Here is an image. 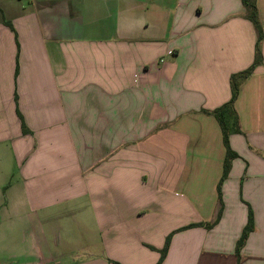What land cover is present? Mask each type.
Instances as JSON below:
<instances>
[{"label":"crops","instance_id":"obj_1","mask_svg":"<svg viewBox=\"0 0 264 264\" xmlns=\"http://www.w3.org/2000/svg\"><path fill=\"white\" fill-rule=\"evenodd\" d=\"M255 4L206 227L226 153L206 111L256 54L242 1L0 0V264H155L168 236L160 264H264Z\"/></svg>","mask_w":264,"mask_h":264},{"label":"trees","instance_id":"obj_2","mask_svg":"<svg viewBox=\"0 0 264 264\" xmlns=\"http://www.w3.org/2000/svg\"><path fill=\"white\" fill-rule=\"evenodd\" d=\"M241 1H242V4L244 5V7L246 9V16L252 22V24H253L256 32H257L256 54H255V58H254L253 62L251 63V65L249 67H247L246 69H244L238 73H234L230 76L231 96H230L229 100L226 101L225 103H223L222 105L212 109V110L206 111L209 114L213 115L216 118V120L218 121L220 128H221V132H222L223 143H224V146L226 149V153H225V157H224V161H223L222 176H221V178L217 184L218 202L220 203V206H219V209H218V212L216 214L214 221L211 223H205L206 227H210L213 224H215L221 216L222 198H221L220 187H221L222 181L225 179V177L227 176V174L229 172L231 160L235 156H237L236 152H234L232 150V148L229 144V136L232 133L240 132L238 115H237L236 110L234 108V102L238 96L239 84L244 78H246L248 75H250L253 72V70L255 69V67L258 64H260L262 62V54L260 52L259 45H260V42H261L262 37H263V32H262V27H261L259 20H258L255 0H241ZM23 130H25V128ZM193 225L194 224H192L190 226H193ZM195 225H201V223H198ZM252 229H253V215H252L251 210H249L246 225L242 229V232H241V234H240V236L236 242V253L237 254H238L241 246L244 244V241L246 240L248 234L252 231ZM169 238H170V236H168L166 238L163 246L160 248V250H159L160 257H159V260L155 264H160L161 261L163 260L165 254L167 252V249H168ZM116 264H119V263H116Z\"/></svg>","mask_w":264,"mask_h":264},{"label":"rangeland","instance_id":"obj_3","mask_svg":"<svg viewBox=\"0 0 264 264\" xmlns=\"http://www.w3.org/2000/svg\"><path fill=\"white\" fill-rule=\"evenodd\" d=\"M57 250H58V253H63L64 251H68V250H70V249H68L66 246H61L60 247V245H58L57 246ZM62 250H64V251H62ZM71 252H74V250L72 251L71 250ZM117 262H114L113 260H111V264H116ZM120 264V263H119Z\"/></svg>","mask_w":264,"mask_h":264}]
</instances>
